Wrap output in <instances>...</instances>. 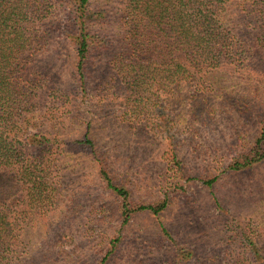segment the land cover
<instances>
[{
	"label": "rangeland",
	"instance_id": "374dc122",
	"mask_svg": "<svg viewBox=\"0 0 264 264\" xmlns=\"http://www.w3.org/2000/svg\"><path fill=\"white\" fill-rule=\"evenodd\" d=\"M226 6L237 37L229 54L172 96L153 89L156 104L132 94L115 67L125 0H90L85 90L67 19L47 25L35 63L68 94L48 89L31 130L62 140L50 154L54 197L41 204L15 169L0 170V264H226L249 253V238L264 249V160L231 166L264 126V5ZM103 165L132 207L166 208L124 224Z\"/></svg>",
	"mask_w": 264,
	"mask_h": 264
},
{
	"label": "trees",
	"instance_id": "16d2710c",
	"mask_svg": "<svg viewBox=\"0 0 264 264\" xmlns=\"http://www.w3.org/2000/svg\"><path fill=\"white\" fill-rule=\"evenodd\" d=\"M230 1L125 0L121 22L124 47L115 58V67L126 88L141 95V101L156 104L157 98L147 95L153 89L163 88L172 96L184 81L194 82L211 72L229 54L230 42H237L228 14L223 12ZM90 11V0H0V170L15 169L23 184L36 190L35 198L41 204L54 197L50 154L56 152L54 146L62 140L45 129L33 131L31 127L36 124L37 109L47 97L45 94L66 92L52 81L50 75L54 73L46 72L35 61L38 52L46 47L48 24L65 17L68 30L64 35L74 45V64L80 87L85 90L84 67L93 38L88 29ZM82 141L95 147L90 138ZM263 160L264 126L231 166L241 169ZM101 175L122 200L124 224L135 211L158 214L167 206L164 200L157 205L132 207L130 191L114 183L108 167L102 166ZM214 181L203 179L209 186ZM118 241L116 238L113 243ZM248 243L249 253L226 264H264V249H259L253 238Z\"/></svg>",
	"mask_w": 264,
	"mask_h": 264
}]
</instances>
